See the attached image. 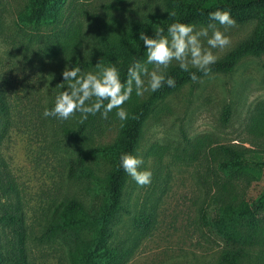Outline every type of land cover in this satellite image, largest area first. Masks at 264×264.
<instances>
[{"label":"rangeland","instance_id":"obj_1","mask_svg":"<svg viewBox=\"0 0 264 264\" xmlns=\"http://www.w3.org/2000/svg\"><path fill=\"white\" fill-rule=\"evenodd\" d=\"M166 1L64 0L56 21L34 26L21 23L29 0H0V95L8 105L0 114V216L20 215L29 264H76L96 240L113 146L128 121L114 108L106 119L90 115L81 137L66 138L83 124L78 113L67 121L43 116L64 90L60 84L67 87L63 71L74 66L72 59L86 65L83 71L119 62L114 47L144 32L143 25L165 13ZM256 26L229 27L230 45L213 49L217 60L250 39ZM176 66L173 61L166 72ZM150 95L133 92L123 105L129 116ZM136 155L143 158L141 169L152 171V182L126 181L107 239L121 255L116 264H221L230 245L213 221L226 205L246 203L254 207L247 221L260 236L245 247L243 263L264 264V55L242 58L229 74L187 82L158 102ZM237 159L241 165L222 168ZM68 199L83 204L91 224L47 235L55 207ZM143 214L151 217L149 227L135 222ZM17 231L0 222V251L17 245Z\"/></svg>","mask_w":264,"mask_h":264},{"label":"trees","instance_id":"obj_2","mask_svg":"<svg viewBox=\"0 0 264 264\" xmlns=\"http://www.w3.org/2000/svg\"><path fill=\"white\" fill-rule=\"evenodd\" d=\"M63 3L64 0H29L21 23L34 26L52 23L58 19ZM165 4V13L162 16H156L147 25H143L146 35L153 36L159 28H163L166 35L168 25L176 21L191 23L200 27L207 26L210 22L208 13L217 9L230 11L236 25L256 22L257 26L253 36L240 42L223 59L217 60L211 66L210 75L216 73L229 74L234 71L242 58L264 55V0H167ZM217 26L219 27V25ZM112 52L120 58L119 62L115 64L120 69L122 80L126 78L127 69L134 61L146 58L143 41L139 39V35L134 40L123 41L114 47ZM70 62L76 67L86 66L77 59H72ZM190 72H196L200 77L199 80L207 77L196 68L190 67L189 72H184L179 66L172 67L166 73L175 78V87L170 88L164 85L158 91L151 93L147 100L137 105L131 112L117 143L113 146L115 165L107 181L108 204L101 216L100 230L93 244L78 253L76 264H116L120 260L119 251L112 249L107 240L110 237L109 224L121 208L123 189L129 177L120 167V155L125 152L136 155L145 120L158 102L191 81ZM106 103L107 101H105ZM7 111L8 105L0 95V114H5ZM86 127L87 124L83 123L77 129L67 130L66 138L81 137ZM105 150L107 148L102 149V151ZM223 152L229 154L232 149L225 147ZM239 165L241 162L237 159L231 164L223 163L222 168L227 169L231 166L235 168ZM11 186L10 183L7 186L9 191L13 190ZM253 208L251 204L247 203L239 208L226 205L215 217L214 228L230 245V248L221 256V264H245L243 263L246 258L245 247L249 244L253 245L259 240L258 227L256 228L254 223L251 224L247 221L248 216L253 214ZM53 218L54 223L46 231V234L50 236L67 235L74 230L85 229L91 224V217L83 204L76 199L60 202L53 211ZM150 220V215L143 214L136 218L135 222L138 225L144 224L145 227H149ZM0 222L18 227L17 245L11 244L4 251H0V264H29L20 215L6 213L0 216ZM245 225L249 226L250 231L243 229Z\"/></svg>","mask_w":264,"mask_h":264},{"label":"clouds","instance_id":"obj_3","mask_svg":"<svg viewBox=\"0 0 264 264\" xmlns=\"http://www.w3.org/2000/svg\"><path fill=\"white\" fill-rule=\"evenodd\" d=\"M208 16L210 22L199 30L194 24L176 21L168 25L166 35L163 28H159L151 37L141 32L139 39L143 41L146 58L134 61L128 67L124 80L115 63L105 66L98 62L94 66L95 71H83L76 66L66 67L62 77L67 87H63L64 83L60 84L64 90L55 96L51 108L44 109L43 116L67 121L78 113L80 123H84L90 115L95 116L97 113L106 119L115 108V115L124 122L129 114L123 105L130 100L133 92L141 97L145 92L154 93L164 85L175 87V78L166 73L173 61L184 72H189L191 66L204 76L210 75L211 66L218 59L213 49H224L230 45L231 38L226 33L229 27L236 25V21L228 10L217 9L209 12ZM189 75L193 82L200 79L196 72H190ZM119 162L137 185L151 184L153 173L141 169L144 163L141 156L125 152L120 155Z\"/></svg>","mask_w":264,"mask_h":264}]
</instances>
